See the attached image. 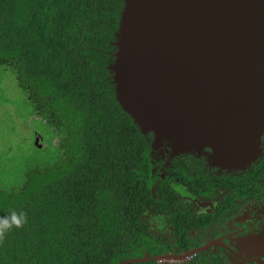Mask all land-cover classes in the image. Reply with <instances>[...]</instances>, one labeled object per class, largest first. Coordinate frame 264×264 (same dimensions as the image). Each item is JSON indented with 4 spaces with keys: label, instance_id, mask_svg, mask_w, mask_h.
Segmentation results:
<instances>
[{
    "label": "trees",
    "instance_id": "trees-1",
    "mask_svg": "<svg viewBox=\"0 0 264 264\" xmlns=\"http://www.w3.org/2000/svg\"><path fill=\"white\" fill-rule=\"evenodd\" d=\"M122 8L123 0H0V65L15 71L58 139L52 159L26 161L18 185L0 188V217H26L0 235V264L144 256L145 225L158 219L139 166L151 133L116 100L108 68Z\"/></svg>",
    "mask_w": 264,
    "mask_h": 264
},
{
    "label": "water",
    "instance_id": "water-1",
    "mask_svg": "<svg viewBox=\"0 0 264 264\" xmlns=\"http://www.w3.org/2000/svg\"><path fill=\"white\" fill-rule=\"evenodd\" d=\"M115 39L108 66L115 98L143 134L152 133L154 147L203 154L227 170L258 157L264 0H123ZM241 246L264 256V233Z\"/></svg>",
    "mask_w": 264,
    "mask_h": 264
},
{
    "label": "flooded vegetation",
    "instance_id": "flooded-vegetation-1",
    "mask_svg": "<svg viewBox=\"0 0 264 264\" xmlns=\"http://www.w3.org/2000/svg\"><path fill=\"white\" fill-rule=\"evenodd\" d=\"M149 146L139 166L151 180L148 207L158 219L145 225L142 254L161 258L147 264L264 261L241 246L245 238L264 233V132L261 153L243 169L212 166L196 152L174 155L165 143L154 147L152 133Z\"/></svg>",
    "mask_w": 264,
    "mask_h": 264
},
{
    "label": "rangeland",
    "instance_id": "rangeland-1",
    "mask_svg": "<svg viewBox=\"0 0 264 264\" xmlns=\"http://www.w3.org/2000/svg\"><path fill=\"white\" fill-rule=\"evenodd\" d=\"M57 140L53 129L34 112L15 71L0 65V188L18 185L26 161L41 156L52 159Z\"/></svg>",
    "mask_w": 264,
    "mask_h": 264
},
{
    "label": "clouds",
    "instance_id": "clouds-1",
    "mask_svg": "<svg viewBox=\"0 0 264 264\" xmlns=\"http://www.w3.org/2000/svg\"><path fill=\"white\" fill-rule=\"evenodd\" d=\"M37 146L41 147L38 144ZM25 222L26 217L23 212L17 213L15 211H12L9 216L0 217V235H2L5 231L9 229L22 227Z\"/></svg>",
    "mask_w": 264,
    "mask_h": 264
}]
</instances>
